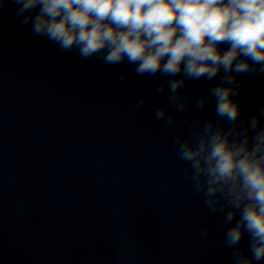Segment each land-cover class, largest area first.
I'll use <instances>...</instances> for the list:
<instances>
[{
  "label": "clouds",
  "instance_id": "9594fccd",
  "mask_svg": "<svg viewBox=\"0 0 264 264\" xmlns=\"http://www.w3.org/2000/svg\"><path fill=\"white\" fill-rule=\"evenodd\" d=\"M7 0H0V8ZM16 16L35 36L82 59L134 65L137 76L161 77L155 92L175 110L159 107L154 118L175 130L176 113L190 100L189 80L212 82L195 99L204 110L215 101L217 119L185 122L173 147L187 180L201 196L231 264H264V103L241 119V97L254 89L243 77H264V0H11ZM227 45V47H222ZM127 73H121L123 81ZM148 97L140 98L142 108ZM212 226L201 230L204 238ZM247 237V246H241Z\"/></svg>",
  "mask_w": 264,
  "mask_h": 264
}]
</instances>
